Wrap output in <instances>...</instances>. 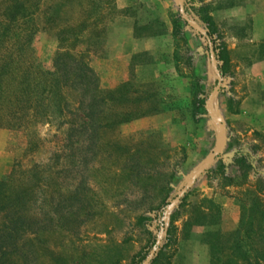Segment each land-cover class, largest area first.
<instances>
[{"label":"rangeland","instance_id":"1","mask_svg":"<svg viewBox=\"0 0 264 264\" xmlns=\"http://www.w3.org/2000/svg\"><path fill=\"white\" fill-rule=\"evenodd\" d=\"M36 2L31 42L36 65L51 69L55 54L69 50L95 71L101 88L123 85L121 100L135 101L109 109L99 129V151L88 131L83 137L75 134L77 122L62 123L67 114L19 129L0 128V153H7L10 163L0 178L15 168L11 186L26 187L34 183L33 174L21 170L49 163L56 197L81 194L71 201L72 211L85 201L80 214L70 216V231L58 223L41 236L33 264H109L106 245L116 247L114 261L121 256L116 264H131L154 235L151 212L169 207L215 148L225 154L244 150L249 154L245 166L229 161L223 167L212 158L185 197L161 217L166 244L152 264H211L203 233L234 230L241 201L250 194L264 205V0L189 1L196 17L211 16L204 31L227 51L223 75L209 68L202 51L204 32L184 19L179 0ZM216 78L220 85L210 120L197 106L199 99L208 103L213 90L207 94V85ZM64 95L68 109H75L78 93L66 88ZM123 109L134 115L114 123L113 112ZM144 109L152 110L143 114ZM68 133L74 141L69 150L63 147ZM72 151L74 158L64 157ZM82 156L86 163L78 166ZM4 163L0 158V167ZM216 209L215 225L193 224L184 237V222Z\"/></svg>","mask_w":264,"mask_h":264},{"label":"trees","instance_id":"2","mask_svg":"<svg viewBox=\"0 0 264 264\" xmlns=\"http://www.w3.org/2000/svg\"><path fill=\"white\" fill-rule=\"evenodd\" d=\"M189 1L191 0H183L184 14L188 18H194V24L204 32L205 48H202V51L207 57L209 68L216 75H223L228 65L227 51L223 46L218 47L211 39V34L204 31L207 26H211L210 23L206 28L204 27L205 22L211 21V16L196 17L192 3ZM36 9V0H0V128L19 129L33 120L41 121L57 114L59 116L67 114V119H63L62 123L74 125L73 123L77 122L78 127L74 125L77 129L75 134L83 137L88 131L89 137L95 140L92 141L99 151L102 146L98 141L99 129L105 124L109 109L114 110L121 103L135 99L127 97L121 100L123 85L113 89L101 88L95 71L83 57L69 50L58 51L55 54L51 69L39 68L32 58L31 47L36 29ZM183 23L187 28L193 29L184 20ZM206 36L212 42L214 62L211 59ZM216 84L217 78L213 83H208L207 94ZM66 88L78 93L77 106L73 110L68 109L69 101L64 95ZM214 102L215 98L208 103H205L204 99L198 100L197 107L203 108V113L207 114L206 117L210 120H214L212 111ZM197 107L193 113L195 117ZM66 108L68 111L65 110ZM151 110L144 109L141 112L145 114L150 113ZM133 115L129 110H115L112 121L120 123L129 120ZM72 136L73 134L69 136L68 133L64 149L69 150L72 147L71 144L74 143ZM69 155L74 158L75 153L65 152L64 157L67 158ZM217 159L223 167L229 161L245 166L249 154L244 150L227 154L216 152L213 160ZM85 163L86 159L83 156L76 161L78 166H84ZM50 169L51 166L47 163L34 164L27 170H21L23 175L32 173L34 183L18 189L11 186L17 169H11L8 174L0 178V264H33L39 253L38 243L42 239L41 236L54 229L58 223L70 231V216L80 214L85 201L75 211H72L70 203L75 197L83 198L82 195L76 191L73 195L56 197V187L50 181ZM241 202L242 211L234 230L223 233L209 229L203 233L202 239L208 244L211 264H264V205L252 194ZM172 208L163 205L151 212L150 218L155 224L154 235L149 246L137 253L131 264H140L147 257L158 234L163 230L162 215L170 212ZM144 219V216H140L139 222ZM217 222V209L215 214L203 213L194 221L184 222L186 235L184 237H188L193 224L211 227ZM167 239L171 241V238ZM165 240L163 234L156 248V255L149 264L157 262L158 254L163 244H166ZM112 248L116 247L104 246V256L108 258L109 264L112 260V263L116 264L121 254L119 253L120 257H116L114 261L111 255Z\"/></svg>","mask_w":264,"mask_h":264},{"label":"water","instance_id":"3","mask_svg":"<svg viewBox=\"0 0 264 264\" xmlns=\"http://www.w3.org/2000/svg\"><path fill=\"white\" fill-rule=\"evenodd\" d=\"M179 5H180V10L181 13L184 17V19L197 31H199L200 33H202L203 31L196 26L194 23H191L190 20L187 18V16L184 14V7H183V1L179 0ZM208 44H209V51H210V55H211V59L214 62L215 61V57H214V53H213V48L211 45V41L208 38V36H206ZM219 82H217L216 86L214 87L211 95H210V100L213 97V95L216 93V91L218 90L219 87ZM210 100L208 102H210ZM217 152V148L214 149L213 153L207 158V160L204 162V164L202 165V167L197 171V173L195 174V176L191 179H189L184 186L180 189V191L177 193L176 197L172 200V202L170 203L169 207L173 206L175 203H177L179 201V199L181 198V196L186 192L187 188L194 182L195 178L197 176H199L201 173H203L205 171V169L209 166V164L211 163V160L213 158V156L215 155V153ZM160 238H161V234L159 235V237L156 239L155 244L153 245V247L149 250L147 257L140 263V264H149V262L151 261L152 257L155 254L156 251V247L157 245L160 243Z\"/></svg>","mask_w":264,"mask_h":264},{"label":"crops","instance_id":"4","mask_svg":"<svg viewBox=\"0 0 264 264\" xmlns=\"http://www.w3.org/2000/svg\"><path fill=\"white\" fill-rule=\"evenodd\" d=\"M261 32H262V36H264V26L262 27ZM0 158L5 160V163L0 167V175H1L8 171L10 163L7 153L4 152L2 154L0 153Z\"/></svg>","mask_w":264,"mask_h":264}]
</instances>
